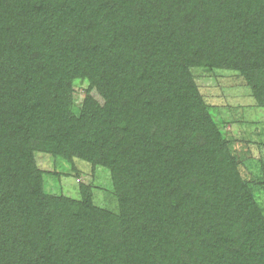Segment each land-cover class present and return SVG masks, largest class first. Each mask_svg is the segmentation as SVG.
<instances>
[{
  "label": "trees",
  "instance_id": "trees-1",
  "mask_svg": "<svg viewBox=\"0 0 264 264\" xmlns=\"http://www.w3.org/2000/svg\"><path fill=\"white\" fill-rule=\"evenodd\" d=\"M198 68L264 109V0H0V264H264ZM38 151L108 168L119 212L47 192Z\"/></svg>",
  "mask_w": 264,
  "mask_h": 264
},
{
  "label": "rangeland",
  "instance_id": "rangeland-1",
  "mask_svg": "<svg viewBox=\"0 0 264 264\" xmlns=\"http://www.w3.org/2000/svg\"><path fill=\"white\" fill-rule=\"evenodd\" d=\"M206 98L209 110L239 161L242 176L249 180L254 196L264 213V109L254 104L244 78L235 72L193 69ZM75 105L83 101L85 82L76 81ZM38 166L44 170L47 192L81 198L80 184L92 188L94 204L119 212L118 198L108 168L73 157H55L44 151L35 153Z\"/></svg>",
  "mask_w": 264,
  "mask_h": 264
}]
</instances>
